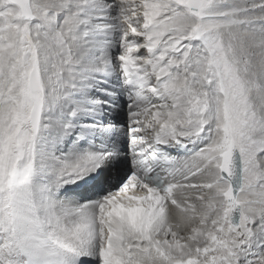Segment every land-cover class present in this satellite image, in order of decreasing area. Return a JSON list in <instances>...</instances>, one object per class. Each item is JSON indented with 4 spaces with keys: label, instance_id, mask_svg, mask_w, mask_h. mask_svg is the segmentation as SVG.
<instances>
[{
    "label": "snow or ice",
    "instance_id": "6c2138e0",
    "mask_svg": "<svg viewBox=\"0 0 264 264\" xmlns=\"http://www.w3.org/2000/svg\"><path fill=\"white\" fill-rule=\"evenodd\" d=\"M0 264H264V0H0Z\"/></svg>",
    "mask_w": 264,
    "mask_h": 264
}]
</instances>
